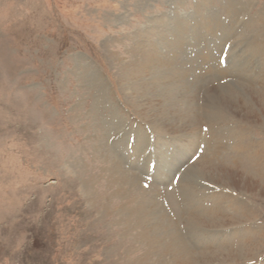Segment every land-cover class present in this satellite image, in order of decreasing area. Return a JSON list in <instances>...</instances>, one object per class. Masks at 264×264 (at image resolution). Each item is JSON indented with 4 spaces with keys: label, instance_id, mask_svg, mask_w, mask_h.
Returning a JSON list of instances; mask_svg holds the SVG:
<instances>
[{
    "label": "rangeland",
    "instance_id": "1",
    "mask_svg": "<svg viewBox=\"0 0 264 264\" xmlns=\"http://www.w3.org/2000/svg\"><path fill=\"white\" fill-rule=\"evenodd\" d=\"M0 264H264V0H0Z\"/></svg>",
    "mask_w": 264,
    "mask_h": 264
},
{
    "label": "bare ground",
    "instance_id": "2",
    "mask_svg": "<svg viewBox=\"0 0 264 264\" xmlns=\"http://www.w3.org/2000/svg\"><path fill=\"white\" fill-rule=\"evenodd\" d=\"M174 28H180V23H177V22H175V24H174ZM169 39V38H168ZM169 41H171V39L169 40ZM152 59L153 58H151L150 57V60H149V64H152ZM148 63V62H147ZM148 64V65H149ZM140 68V67H139ZM173 69H171V75H172V78H173ZM168 75V73L166 74V76ZM91 78V77H90ZM91 80H95V79H93V78H91ZM186 85V84H185ZM168 87H166L165 88V92L167 93V94H169V97H174L175 95H176V88H174L172 85H167ZM184 88H186V86H184ZM251 92V91H250ZM223 94L225 93V94H227V95H225V97H229L230 95H231V93L228 91V90H226V91H223L222 92ZM253 94V93H252ZM251 95V94H250ZM253 95H255V94H253ZM233 102H234V104L231 106V108L230 109H233V106H237V108H235L234 109V111L236 112V113H239V112H241V111H244V109L246 110V109H248L249 111H251L249 108H248V106L247 105H245L239 98H233ZM262 102V101H261ZM244 106V107H243ZM241 108L243 109V110H241ZM249 111H247V112H249ZM244 112H246V111H244ZM252 112V111H251ZM194 123H195V121H194ZM193 123V124H194ZM170 169V168H169ZM115 171H116V173L117 174H119L118 173V170L117 169H115ZM233 178V177H232ZM187 179H188V181L191 179V176H188L187 177ZM239 179V178H238ZM114 181L115 182H119L120 181V178H118V177H115V179H114ZM184 196V195H183ZM186 196V195H185ZM132 214V213H131ZM144 215H145V213H142V217L141 218H144ZM146 215H147V217H149L150 215L148 214V213H146ZM156 219H157V221H158V225L156 226V229H157V231H160V233H162L163 234V238H164V243H163V246L165 247V249L166 248H174V246L176 245V246H180V241H179V238L176 236V234L175 233H173V231H172V225H173V227H174V224L172 223V225H171V223L169 222V221H165V220H163V219H161L159 216H156ZM140 221H141V219H140ZM251 221V220H250ZM249 224V223H248ZM167 229H171V231H170V233L169 234H167L166 233V230ZM167 238H170V242L167 244L165 241H166V239ZM181 250V249H180ZM182 251V250H181ZM180 261H189V257L188 256H185V254L183 255H181V260Z\"/></svg>",
    "mask_w": 264,
    "mask_h": 264
}]
</instances>
